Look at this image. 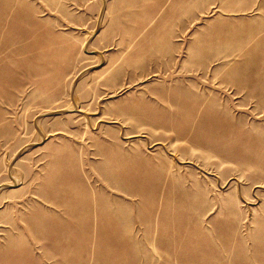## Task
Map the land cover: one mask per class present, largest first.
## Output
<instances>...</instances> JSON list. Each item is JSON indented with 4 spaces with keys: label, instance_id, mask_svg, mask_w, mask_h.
<instances>
[{
    "label": "rangeland",
    "instance_id": "rangeland-1",
    "mask_svg": "<svg viewBox=\"0 0 264 264\" xmlns=\"http://www.w3.org/2000/svg\"><path fill=\"white\" fill-rule=\"evenodd\" d=\"M0 264H264V0H0Z\"/></svg>",
    "mask_w": 264,
    "mask_h": 264
}]
</instances>
